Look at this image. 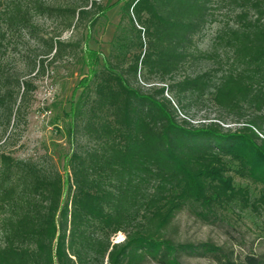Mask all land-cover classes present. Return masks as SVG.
<instances>
[{
  "label": "trees",
  "instance_id": "1",
  "mask_svg": "<svg viewBox=\"0 0 264 264\" xmlns=\"http://www.w3.org/2000/svg\"><path fill=\"white\" fill-rule=\"evenodd\" d=\"M77 1L0 0V264H264V251L238 256L171 231L181 212L215 225L229 211H264V0H125L72 110L65 186L55 168L5 151L35 86L1 56L9 34L32 33L33 13L57 15L66 31L94 28L116 5ZM222 2L239 12L202 51L195 37ZM37 41L44 51L27 58L28 76L65 46ZM208 100L215 118L194 122L190 112Z\"/></svg>",
  "mask_w": 264,
  "mask_h": 264
},
{
  "label": "rangeland",
  "instance_id": "2",
  "mask_svg": "<svg viewBox=\"0 0 264 264\" xmlns=\"http://www.w3.org/2000/svg\"><path fill=\"white\" fill-rule=\"evenodd\" d=\"M13 0H1L3 6ZM32 7L35 1L65 6L77 4V0H14ZM98 3L108 5L116 2L106 14L98 17L94 28L81 25L63 31V21L57 15L32 14L33 28L28 31L14 32L8 35L5 41L6 51L1 56L3 64L10 73L15 70L23 78L31 80L35 86L26 111L25 124L18 126L13 131L5 146V151L14 158L31 160L39 163L44 168H55L67 183L69 170L67 160L75 147V141L69 130L72 124V110L80 97L86 78L90 76L96 60H102L108 54L110 40L115 26L119 20V9L125 0H96ZM118 2V3H117ZM238 9H232L226 3H221L215 8L214 20L209 23L203 32L195 37L197 47L202 51H211L216 44L219 30L227 25H232L234 15ZM75 22V21H74ZM58 36V37H57ZM39 37L53 38L64 43V48L59 56L43 58L40 72L34 76L27 75L25 62L27 58H34L35 54L43 52L44 48L37 41ZM212 66L206 63L204 68ZM216 108L211 102L206 101L190 112L194 122L204 118H215ZM181 117V115H180ZM10 134V129L3 135L5 140ZM236 183L244 185L245 182ZM252 197L257 192L251 188ZM67 196L64 190L63 198ZM172 237L180 242H212L223 246L242 256L249 253L264 251V211L255 215L249 210L242 213L226 212L222 214L221 221L215 225L205 224L187 212L179 213L173 220ZM124 238L123 233H117L113 242ZM184 264H214L210 259L203 257L183 258Z\"/></svg>",
  "mask_w": 264,
  "mask_h": 264
},
{
  "label": "snow or ice",
  "instance_id": "3",
  "mask_svg": "<svg viewBox=\"0 0 264 264\" xmlns=\"http://www.w3.org/2000/svg\"><path fill=\"white\" fill-rule=\"evenodd\" d=\"M123 237H121V239H122Z\"/></svg>",
  "mask_w": 264,
  "mask_h": 264
}]
</instances>
